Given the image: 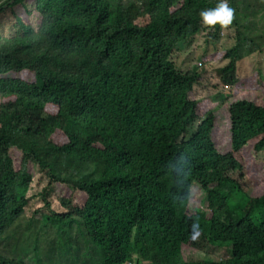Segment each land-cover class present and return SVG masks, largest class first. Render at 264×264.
Listing matches in <instances>:
<instances>
[{
    "label": "trees",
    "instance_id": "16d2710c",
    "mask_svg": "<svg viewBox=\"0 0 264 264\" xmlns=\"http://www.w3.org/2000/svg\"><path fill=\"white\" fill-rule=\"evenodd\" d=\"M10 1L0 0V264H218L186 259L198 241L227 252L219 264H264V104L253 95L216 117L223 95L253 85L235 71L264 52V0H227L225 26L200 17L220 0ZM201 37L214 45L205 62H227V90L209 106L195 94L203 75L174 60ZM38 175L47 213L26 218L23 189Z\"/></svg>",
    "mask_w": 264,
    "mask_h": 264
},
{
    "label": "rangeland",
    "instance_id": "374dc122",
    "mask_svg": "<svg viewBox=\"0 0 264 264\" xmlns=\"http://www.w3.org/2000/svg\"><path fill=\"white\" fill-rule=\"evenodd\" d=\"M204 37H201L200 40L192 47V49L182 51L180 52L179 56L174 57L176 66L181 71H187L190 69L197 68L199 72L203 75L202 84L198 85L196 88V96L197 100L200 103H204L206 101L207 106H209L212 103H214V99L221 93L224 89V83L221 80V75H218L219 69L222 66H226L227 62H205L204 57H207V54L213 53V47L214 45H207L205 41L203 40ZM218 47L226 49V43H218ZM264 53V52H263ZM261 53H255L251 57H247L243 59L242 61L238 62L236 64V75L237 78H241L240 80H243L245 78H248V80H253V85L251 86L250 91L247 90L248 87L245 88L247 95H242L241 90V84L237 86L236 94H238L235 98H230L228 95H223L227 98L224 105H222L217 111H216V117L219 119L223 115V113H227L228 106L233 101H240L241 99H249L253 100L255 96V100L264 104V54ZM243 83V82H242ZM230 86V85H227ZM250 92V94H249ZM254 95V96H253ZM247 96V98H246ZM219 121L216 122V125H218ZM222 126H226L225 124H221ZM192 131L195 132L196 130L192 128ZM223 139H219V138ZM217 132L215 134V141L216 142H224L226 140V132L225 130H222L220 132L219 138L216 140ZM264 155V154H262ZM262 155L257 156L258 159L264 160V157ZM48 181L44 178H42L40 175L37 176L35 184L31 189H23V196L24 197H30L31 202L26 207L25 216L26 218H29L32 214L35 213L37 210H42L40 214H38L40 217H42L44 214L47 213V211L44 210L42 205L45 204L43 201L42 193L43 190L46 188ZM46 198L48 200H54V194L52 192V189H47L46 191ZM250 212H256L255 215H260L258 211H264V208H261L257 211V205L255 207L248 208ZM247 214L244 213H236L235 219L240 218L241 216ZM197 245H199V253L196 250H193L189 254L186 255V259H188V255H192L195 258V262L202 263L203 259L207 258L210 259L211 262L214 263H223L225 262V259L227 257V252L225 250H222L220 248L212 249V245L203 241H198Z\"/></svg>",
    "mask_w": 264,
    "mask_h": 264
},
{
    "label": "clouds",
    "instance_id": "9594fccd",
    "mask_svg": "<svg viewBox=\"0 0 264 264\" xmlns=\"http://www.w3.org/2000/svg\"><path fill=\"white\" fill-rule=\"evenodd\" d=\"M15 0H11L9 4L3 6L6 8L12 5ZM202 22L205 25H215L219 23L221 26H225L231 23L232 19V9L228 6L227 0H220L214 9H208L200 13Z\"/></svg>",
    "mask_w": 264,
    "mask_h": 264
}]
</instances>
